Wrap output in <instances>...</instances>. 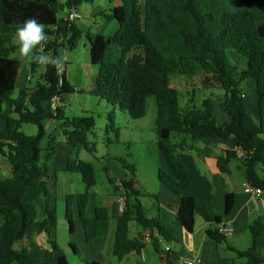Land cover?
<instances>
[{"label": "trees", "instance_id": "trees-1", "mask_svg": "<svg viewBox=\"0 0 264 264\" xmlns=\"http://www.w3.org/2000/svg\"><path fill=\"white\" fill-rule=\"evenodd\" d=\"M88 0H66L70 9L78 8ZM59 0H0V119L5 128L0 133V157L8 160L13 178L3 180L0 174V264H68L65 251L58 243V215L47 205L45 217H40L36 202L48 198V162L57 145L50 136L47 121L58 122L65 140L75 149L68 161L67 171L82 176L87 190L66 197L65 219L69 224V246L82 257L75 241V209L82 223L85 239L94 249L95 242L108 233L110 213L101 206L90 189L97 185L96 169L91 162L79 158L85 148L96 151L88 136L96 127L94 116L69 119L63 108L55 116L51 109L47 115L44 104L57 96L73 94L74 88L66 75L47 66L42 82L35 92L20 90L14 98L22 62L11 55L17 46L12 43L17 26L27 18L36 17L46 25L47 36L52 37L45 53L59 56L60 49L75 51L83 37L74 22L59 18ZM107 19L116 20L119 29L110 38L87 33L91 64L99 68L96 97L127 112L133 120L147 114V102L154 97L157 104V147L167 161L174 177L159 173V180L173 194L182 198L179 216L188 233H193L196 218H202L215 228L208 231L209 239L223 244L225 235L219 230L222 219L214 208L212 195L191 197L186 193L192 186L187 166L180 155L186 140L212 144L214 139L232 138L244 153L242 164L246 180L253 188L264 191V176L259 167L264 166V0H122V6L113 8ZM38 50V49H37ZM236 51L245 60L244 69L232 65L227 51ZM37 54V52H36ZM41 65L31 62L33 73ZM200 71L206 82L219 84L224 95L221 112L229 122L218 125L214 116V100L203 102V107L183 112L179 105V92L170 86V78L182 75L192 78ZM256 83L258 118L248 110L240 86L246 80ZM9 104L12 114L4 113ZM115 124V115L109 114ZM24 125L38 128L36 136L22 132ZM172 133L182 134L180 144L171 140ZM49 140L47 148L43 140ZM45 156L43 157V152ZM236 153L218 159V168L230 174L229 164ZM131 173L121 185L126 197L125 210L120 214L114 246V255L122 261L131 254H142L146 244L144 233L151 231V244L161 257V264H173L172 251L166 244L177 242L174 231L158 218H150L141 202L135 169L121 160ZM107 174L109 170L106 169ZM111 184L117 181L108 176ZM118 187H116V190ZM234 196L226 197V214L233 209ZM91 212V216H88ZM141 228L138 238L129 236L130 226ZM251 247L237 252L241 264H264V217H259L250 227ZM44 236L49 249L39 245L35 237ZM26 242L21 250L18 242ZM84 264H100L85 261Z\"/></svg>", "mask_w": 264, "mask_h": 264}, {"label": "crops", "instance_id": "crops-1", "mask_svg": "<svg viewBox=\"0 0 264 264\" xmlns=\"http://www.w3.org/2000/svg\"><path fill=\"white\" fill-rule=\"evenodd\" d=\"M120 6H122V0H110V7L103 8L102 6H99L94 9L92 14L95 18L94 26H96L98 29V33L96 34L102 35L106 38H110L116 34L119 29V24L114 19H107L106 15H110L113 8ZM65 8L66 16L65 18H60L59 16L60 19H66L68 15L74 13L78 15V11L80 10V7L70 9L66 5V1ZM79 19L80 15L79 18L74 21V23L82 30L83 36H85L87 33H91V31L88 30L89 28L84 30L82 26L77 24ZM36 52H38L37 49L34 50L33 55H35ZM25 59L28 58L22 56L19 58V60L22 62V67L19 72L14 98L18 96L20 90H27L31 93L35 92L38 84L42 82L41 78L46 70V67L44 66V71L40 78L35 80V72L33 73L31 68L32 59L28 63L24 62L26 61ZM75 66L77 65L75 64ZM244 67L245 63L240 69L242 70ZM69 71L70 69L68 67L66 71L62 73L60 68V73H65L67 82L74 88L75 91L73 94H78V96L91 94L90 96H95L93 93L97 89V77L99 72V68L97 66L91 64L82 67V65H78V77L74 79V82ZM205 78L204 81L206 82ZM250 83H252L253 86L251 93L253 95V99L251 102H248L249 96L244 89L245 86H248ZM218 87H220L219 84ZM240 90L245 96L250 115L254 119H257L258 108L257 98L255 95L256 83L250 79L246 80L241 84ZM65 99V96L61 99L60 108L65 109ZM99 99L102 100L101 98ZM45 105L46 103L44 104V107L47 115H49L51 113L50 106L46 107ZM216 109V106H214V116ZM219 110L221 112V102ZM4 113L7 115H13L12 108L9 104L4 106ZM221 114L222 115L220 116L219 120L215 117L218 125H224L229 122V117L222 112ZM54 124L59 126V124L53 120L47 121L46 129L49 131L54 126ZM4 128L5 123L3 119H0V133L3 132ZM183 139L184 137L182 134H171V140L174 144L178 145L182 143ZM228 153H236V158L232 159L229 164L230 174H223L218 168V159L220 157L226 158ZM80 155L81 151L78 153L79 158L81 157ZM180 155L184 160L192 179V186L186 195L191 197L212 195L214 197L215 211L217 215L221 217L222 224L232 231V236L228 237L225 235L226 238L223 244L217 245L213 243L209 239L208 231L215 227L206 223L200 217L196 218L195 229L193 233H188L185 230L183 220L179 216L182 198L173 194L159 180V173L161 172L163 166L167 170V175L174 177V174L167 161L159 152L157 168H147L145 177L148 180V183L137 176L136 180L138 182L139 190L142 189L144 193H146L147 197L153 198L155 200L154 205H148V208L143 205L148 216L150 218H158L163 225L171 228L175 233L177 242L170 246L173 253V264H180L181 258L192 257H197L196 264L243 263L244 261L237 258V252L247 251L251 247L250 227L259 217H264V191L263 195L257 196L254 192H247L246 189V185L248 183L246 180L245 169L242 164L244 153L237 148L232 138L214 139L210 145H205L202 142H193L192 140L187 139L186 144L184 145V150L180 151ZM74 156V147L69 144L62 135L61 139H57L56 148L51 156L50 161L48 162L50 168L48 178V188L50 195L48 198L41 197L36 202L40 217H45L47 205L51 210L57 211V189L59 185V174L70 173L67 171V165L68 161ZM6 161V158L0 157V166L2 162ZM127 172L128 173L126 174L125 179L116 181L129 180L131 173L128 170ZM259 174L261 177L264 176L263 165L259 167ZM115 187H118L117 184ZM117 189V194L113 196L114 201L108 205H101L109 210V229L105 237H101L95 242L94 249L87 243L85 235L83 237L84 231L82 223L79 220L77 211L75 209V241L78 247L82 248V250L80 249L82 252V257H79L81 263L84 264L85 261H88L97 262L100 264H161V257L155 252L151 243L146 244L142 254H131L125 257L122 261H119L115 257L114 246L117 233V224L118 218L121 214L119 211L118 202L121 196L124 195V190L120 189L119 187ZM228 194H233L234 205L231 212L226 214V197ZM68 195L64 196L65 212L66 197ZM95 197L96 196L93 195V199H96ZM142 197H145V195ZM149 209H151V212ZM88 216H91V212H88ZM133 224L136 223L133 222L130 226L129 236L131 239L138 238L142 233L138 224H136V232L131 233L135 227ZM40 237L45 239L44 236Z\"/></svg>", "mask_w": 264, "mask_h": 264}, {"label": "rangeland", "instance_id": "rangeland-1", "mask_svg": "<svg viewBox=\"0 0 264 264\" xmlns=\"http://www.w3.org/2000/svg\"><path fill=\"white\" fill-rule=\"evenodd\" d=\"M59 16L65 18L66 8L65 1L59 0ZM144 1V0H142ZM102 6L103 8L110 7V0H88L83 2L78 11L80 19L77 24L82 26L84 30L91 31V33H98V29L94 26L95 18L92 12L95 8ZM15 35V34H14ZM86 36V35H85ZM80 41L79 47L75 51L70 49H60L58 51L59 56L63 57L67 55V60L60 67L62 73L69 67L70 76L74 82V79L78 77L77 66L91 65L90 64V47L86 37ZM14 38V36H13ZM13 58H20L21 55L17 51L11 55ZM227 57L230 63L237 68L244 66V58L240 56L236 51H227ZM24 62L31 61V57L25 59ZM244 63H243V61ZM75 64L77 66H75ZM44 66H41L35 71V80H38L44 71ZM206 76L202 72L198 71L197 74L192 77H185L178 75L170 78L169 84L179 92V105L183 112L189 111L192 106L198 108L203 107V102L211 98L214 100L216 106L215 117L219 120L222 115L219 107L221 98L224 95V90L218 87L216 82H205ZM206 79V78H205ZM245 92H247L251 102L253 99L252 90L253 86L250 83L245 86ZM91 94H85L78 96V94L65 95V116L69 119H74L83 116H94L96 120V127L92 133L88 136V142L95 145L96 151L94 153L88 152L85 148L81 149L80 159L91 162L96 169L97 185L90 189V193L96 196V200L100 205H108L114 201L117 190L115 185L111 184L108 176L114 180L125 179L127 170L123 167L121 160L127 161L135 169L137 177L145 180L148 183L145 175L147 168H157L159 150L157 147V132H156V119H157V104L154 97H150L147 102V114L143 119L133 120L127 112H123L117 107L110 105L105 100H100ZM46 107L50 106V103H46ZM115 115V124L109 121V114ZM56 122V121H55ZM58 123V122H57ZM22 132L27 136H36L38 134V128L32 125H24ZM50 136L61 139V129L58 125L54 126L48 131ZM49 140L42 141V147L48 146ZM45 151L43 152V157ZM106 169L109 170L107 174ZM162 176L166 177L167 170L163 166L161 170ZM0 174L3 180H9L13 178L11 166L8 162H2L0 166ZM169 174V172H168ZM87 187L82 182V176L80 174L67 173L59 174V185L57 189L58 194V243L65 251L68 264H82L78 256H75L69 246L70 232L69 224L65 219V202L64 196L70 194H82L86 192ZM145 197H142V203L148 208V205H154L155 200L147 197L146 193L142 189L139 190ZM151 212V209H149ZM3 224V218L0 215V227ZM131 233L136 232V224H133ZM84 237V234H83ZM38 244L46 249H49L47 240L44 238L35 237ZM26 242H18L15 244L16 250H21L23 244ZM175 244V243H173ZM172 244H166L165 246H171ZM82 250V248H80ZM87 252V250H86ZM264 254V252H263Z\"/></svg>", "mask_w": 264, "mask_h": 264}, {"label": "clouds", "instance_id": "clouds-1", "mask_svg": "<svg viewBox=\"0 0 264 264\" xmlns=\"http://www.w3.org/2000/svg\"><path fill=\"white\" fill-rule=\"evenodd\" d=\"M45 28L46 25L36 17H29L17 26L12 43L17 46V50L22 57H31L33 62L38 65L45 67L50 65L59 70L68 57L67 55L63 57L53 56L44 52V44L48 39ZM36 49H39V51L33 55Z\"/></svg>", "mask_w": 264, "mask_h": 264}, {"label": "built area", "instance_id": "built-area-1", "mask_svg": "<svg viewBox=\"0 0 264 264\" xmlns=\"http://www.w3.org/2000/svg\"><path fill=\"white\" fill-rule=\"evenodd\" d=\"M77 18H79V15H77L76 13L74 14H70L68 15V17L66 18V20L68 21H71V22H74ZM48 39L47 41L45 42L44 44V52L46 51L47 49V45L49 44L50 40L52 39V37L50 36H47ZM39 51V49H38ZM61 74V73H60ZM61 99L62 97L61 96H57V97H54L50 103V109L52 111V113L56 116L57 115V112L60 108V103H61ZM117 186L123 190V187L121 185V182L120 181H117ZM246 189H247V192H254L257 196H261L263 195V191L260 190V189H256V188H253L249 183L246 185ZM118 205H119V211L120 213H122L124 210H125V207H126V197L125 195H122L121 198L119 199V202H118ZM219 230L222 234L230 237L232 236V231L229 230V228H227L224 224H221L219 226ZM152 241L151 239V231L150 230H147L145 233H144V243L145 244H150ZM165 250L166 251H171V247L170 246H165ZM196 260H197V257H192V258H181L180 259V264H196Z\"/></svg>", "mask_w": 264, "mask_h": 264}]
</instances>
